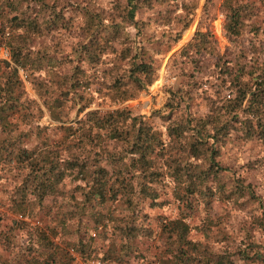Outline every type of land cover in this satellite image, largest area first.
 Segmentation results:
<instances>
[{
  "label": "trees",
  "instance_id": "trees-1",
  "mask_svg": "<svg viewBox=\"0 0 264 264\" xmlns=\"http://www.w3.org/2000/svg\"><path fill=\"white\" fill-rule=\"evenodd\" d=\"M59 1L0 0V45L4 44L9 58L0 59V169H9L4 167L8 159L14 158L18 168L23 170L21 178L6 194L11 210L20 217L31 215L36 206H42L48 196L60 194L59 191L65 189L70 178H73L78 181L69 193L74 209L77 214L83 215L88 207V215L94 224L105 214L93 212V202L122 200L127 216L120 220L115 229L122 237L119 249L123 254L128 248L127 237L135 236L137 231L143 229V226H135L132 219L139 216L143 203L147 202L148 206L159 203V187L168 178L175 183L176 197L182 204L179 216L159 223L172 263L233 264L227 251H213L205 243L190 239V226L185 219L199 202L207 207L215 198L228 201L248 197L255 200L250 184L233 177L227 166L219 164L217 143L235 130L236 125L244 138L255 137L264 143V67L250 71L240 65L236 67L238 72H233L226 64H220L218 69L223 68L221 78L232 90L227 94L228 98L219 105L208 106L201 116L187 111L186 95H181L177 89L168 90L164 113L161 114L166 122L165 144L158 131L141 114H130L125 108L85 110L86 103L77 102L74 98L75 114L83 112V115L73 120L75 127H65L73 142L65 146L68 154L61 157L60 150L49 149L46 141L36 145V141L27 140L30 136L37 139L40 134L36 130L38 126L32 122L40 111L37 107L33 108L35 100L27 97L22 90L19 67L29 83L33 84L34 91L42 99L46 95L44 104L49 116L57 122L63 116L61 102L57 96L51 97L50 91L58 87L55 90L61 93L75 92V88L89 85L91 77L86 74L82 64L93 65L99 60L102 62L104 55L109 56L113 61L110 62L111 66L100 73L110 74V81L104 84L103 93L107 91L112 100L133 98L154 80L156 68L146 55L149 47L142 44L145 22L137 18V10L144 4L150 6V0H111L108 8L98 3L99 0ZM82 1L85 3L81 4ZM174 1V15L167 13L163 21L169 28L165 32L166 39L175 44L180 40L182 31L189 27L198 0ZM211 1L205 0L204 5ZM248 1L221 0V29L228 39L237 38L245 23L253 18L252 5ZM63 5L65 12L72 9L80 15L81 21L77 26L81 32L80 39L70 45L67 52H63L64 41L58 38L52 46H32L34 36L42 35L51 23L62 18ZM126 26L132 31L127 30ZM211 41L207 24L200 21L191 40L184 46L198 53L210 47ZM184 50L182 48L180 53L187 55L188 52ZM219 59L218 56L216 64H219ZM66 62L69 63V72L58 76L50 71L52 78L48 82L35 75L45 65ZM119 63H124L121 72L111 74L118 71ZM62 87H65V91H62ZM179 105H183L186 111L183 118L175 117ZM21 112L25 117L24 122L15 117L16 113ZM19 125L25 126L20 128ZM101 135L104 140L98 145ZM108 141L113 144L120 142L121 148L116 150L114 146H109ZM162 154L165 156L161 159ZM75 191L77 195H74ZM256 222L264 229V208L257 214ZM56 227L66 233L78 229L69 227L66 230L62 219L48 229L55 231ZM208 229V224L200 228L204 237ZM33 230L35 233L37 229ZM36 233L29 247V251L36 247V254L23 256L17 253L0 257V264H69L66 256L56 251L44 231L38 229ZM246 240V245H252L250 250L253 252L256 244L251 235ZM76 244L72 248L78 252L88 246L80 237H77ZM114 246L113 243L110 248L108 244L110 254L114 253Z\"/></svg>",
  "mask_w": 264,
  "mask_h": 264
},
{
  "label": "rangeland",
  "instance_id": "rangeland-1",
  "mask_svg": "<svg viewBox=\"0 0 264 264\" xmlns=\"http://www.w3.org/2000/svg\"><path fill=\"white\" fill-rule=\"evenodd\" d=\"M68 1L72 2V0ZM110 1L99 0L98 3L108 8ZM150 2H152L150 6L144 4L137 10V18L145 22L142 44L149 47L146 55L151 58L156 71L154 80L133 98L112 100L107 91L103 93L104 84L110 81V74L103 75L100 72L110 67V62H113L110 61L108 55H104L102 62L99 60L93 65L82 64L86 74L91 77L89 85L84 88L77 87L75 92L70 90L67 93H61L60 90H55L58 87L50 91V96H57L61 102L63 116L61 121L57 122L49 116L48 108L44 104L43 100L46 95L42 99L34 91V86L29 83L28 77L22 78L18 72L23 85V89L20 88L19 91L24 90L27 97L34 99L33 108L37 107L40 111L35 114L32 121L38 126L36 130L40 134L37 139L30 136L27 139L29 142L36 141L37 145L46 141L49 149H59L60 156H66L68 152H65V146L72 144L73 141L68 137L65 127L68 125L75 127L76 123L74 124L73 120L83 115V112L75 114L76 105L73 99L76 98L77 102L86 103L85 110L107 111L125 108L130 114H141L147 123L158 131L159 137L165 144L167 141L166 122L161 114L164 113V102L167 99L168 90L177 89L181 95H186L187 111L195 116H201L205 114L208 106L219 105L223 99L228 98L227 94L232 90L227 87L226 80L221 78L220 73L223 68L218 69L220 64H226L225 66L233 72H238L236 67L240 65L250 71H257L264 67V0L248 1V4L252 5L254 16L245 23L242 32L235 39H228L223 35L221 0H212L206 5H204L205 0H198V6L189 27L182 31L180 40L175 44L166 39L165 32L169 28L163 21L167 13L170 16L174 15L172 8L175 1L150 0ZM84 3L81 2V4ZM64 9L65 5L62 6L63 16L60 20L51 23L42 35H36L31 39L32 46H52L53 41L58 38L64 41L63 52H67L69 46L80 39L81 32L77 28L81 21L80 15L72 9L69 12H65ZM43 14L44 12L41 13ZM200 21L207 24L212 41L209 44L210 47L194 53L184 45L191 40ZM126 28L129 30L128 26ZM116 46H118V41ZM182 48L188 52L187 55L180 53ZM4 51L7 52L2 44L0 45V59ZM218 56L220 57L219 64H216ZM8 59L7 54V59L4 60ZM49 66L45 65L38 70L35 73L36 77L39 76L43 81L48 82L52 78L50 71L58 76L69 72L67 62L60 65L54 63ZM123 67L124 63H119L118 71L111 74L121 72ZM64 88L62 87V91H65ZM177 109L179 111L177 110L175 117L183 118L186 113L185 108L179 105ZM15 117L24 122L25 117L22 112L16 113ZM23 126L25 125H19L20 128ZM234 128L235 130H232L229 135L227 134L218 141L217 159L220 165L227 166L232 171L233 177H238L243 183L250 184L255 193V200L248 197L238 200L228 199V201L215 198L207 207L199 202L185 219L190 226L188 236L192 240L205 243L213 251H227L233 264H264V229H261L256 222L257 214L264 208V143L255 137L246 139L241 135L237 125ZM103 140L101 135L98 145L102 144ZM108 144L114 146L116 150L121 148L120 142L113 144L112 141H108ZM163 155L165 156L162 154L161 159ZM7 167L9 168L7 170L0 169V257L14 256L17 253L23 256L36 254V247L30 251L29 247H31L33 235H37V230L41 229L51 240L56 251L66 256L69 264H82L88 259L97 261L98 264H173L160 232L159 223L179 216L182 204L176 197L175 183L168 178L164 179V183L159 187L160 194L157 199L159 203L148 206L144 200L145 203L141 207L139 216L132 219L135 226H143V229L140 232L137 231L135 236L127 237L128 248L122 254V250L119 249L122 237L116 231L115 226L121 219L126 218L127 211L120 198L106 203L93 202L91 210L105 214L100 221L94 224L88 215V207L83 215L77 214L74 209L69 193L78 181L70 178L65 189L59 191L60 194L48 196L42 202V206H36L32 210L31 215L25 214L26 216L20 217L18 213L11 210L6 194L10 193L14 182L21 178L23 170L18 168L14 158L8 159L4 168ZM212 182L210 185H213ZM74 195H77V191ZM257 205L259 207L256 209ZM77 216L79 217L76 218ZM58 219L65 221L66 230L69 227L78 229L66 233L56 227L55 231H50L48 228L52 227ZM35 220L37 223L34 222ZM16 221H18L17 224H14ZM205 224L209 225V229L206 232L207 236L204 237L200 228ZM33 228L37 229L35 233ZM92 232L95 233L94 236L91 235ZM248 235H251L256 244L253 246V252L250 250L252 245H246ZM77 237H80L84 244H88L86 249L79 252L72 248L77 245ZM113 243L115 244L114 253L110 254L108 244L112 248Z\"/></svg>",
  "mask_w": 264,
  "mask_h": 264
},
{
  "label": "built area",
  "instance_id": "built-area-1",
  "mask_svg": "<svg viewBox=\"0 0 264 264\" xmlns=\"http://www.w3.org/2000/svg\"><path fill=\"white\" fill-rule=\"evenodd\" d=\"M2 59H7V52L4 51L3 54L1 55ZM18 72L20 73V76H22V78H25V75L23 74L24 72L22 71V68H18L17 69ZM34 222L37 223V220H35ZM94 232L91 233L92 236H94ZM71 254H73V252L70 250ZM82 264H98L97 261H94L92 259H88V260H85L84 262H82Z\"/></svg>",
  "mask_w": 264,
  "mask_h": 264
}]
</instances>
